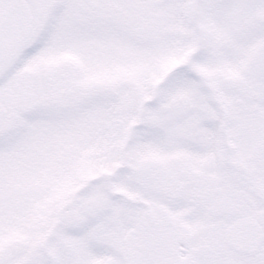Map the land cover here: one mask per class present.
<instances>
[{"label": "snow or ice", "instance_id": "snow-or-ice-1", "mask_svg": "<svg viewBox=\"0 0 264 264\" xmlns=\"http://www.w3.org/2000/svg\"><path fill=\"white\" fill-rule=\"evenodd\" d=\"M0 264H264V0H0Z\"/></svg>", "mask_w": 264, "mask_h": 264}]
</instances>
